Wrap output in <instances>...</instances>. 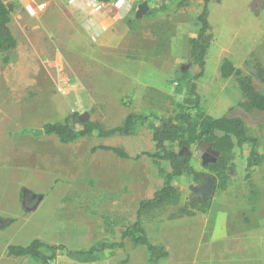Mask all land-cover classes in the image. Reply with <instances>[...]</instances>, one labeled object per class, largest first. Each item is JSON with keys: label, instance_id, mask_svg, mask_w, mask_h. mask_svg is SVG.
<instances>
[{"label": "rangeland", "instance_id": "374dc122", "mask_svg": "<svg viewBox=\"0 0 264 264\" xmlns=\"http://www.w3.org/2000/svg\"><path fill=\"white\" fill-rule=\"evenodd\" d=\"M4 1L16 8L10 28L17 47L5 53L7 63L0 53V68L13 77L0 86V134L4 136L0 138V223L7 225L0 229V264H43L10 258L7 253L9 246L28 247L36 240L71 252L121 243L123 232L137 222L140 203L163 188V176L144 153H156L152 134L161 119L175 118L189 105L188 87L181 78L186 73L196 75L199 69L190 59L188 43L172 60L176 71H166L162 64L170 58L169 38L179 27L188 23L198 33L203 0H186L184 8H178L176 0L170 12L163 9L161 14L142 18L140 29L131 33L123 50L106 49L109 52L96 55L90 54L92 40L86 46L80 26L57 17L52 20L40 0H25L24 8L16 0ZM263 5L264 0H210L209 22L217 42L209 51L204 76L197 81V93L212 117L243 120L256 145L235 149L236 167L228 188L213 191L206 214L178 216L179 208L203 197L205 184L192 175L175 180L182 195L180 204L159 208L142 220L151 244L170 254L168 260L155 264H244L238 255L224 252L226 238L233 241L225 233L258 232L264 237V112L247 111L235 80L223 79L220 73L223 61L233 63V56L236 67L251 76L254 87L264 95V83L257 78V67L264 69ZM140 46L149 53L136 56L133 48ZM142 56H146L145 64ZM154 89L167 95L157 96ZM75 113L79 117L90 114V122L105 130L124 126L130 115L148 120L130 136L100 138L95 132L70 145H62L55 136L36 134ZM99 146L122 148L130 158L94 153ZM252 150L262 160L248 176ZM192 154V167L198 172L216 158L209 146H194ZM162 167L170 171L168 163ZM124 244L138 248L132 255L134 263L149 264L146 247L135 246L131 240ZM139 252H146V258ZM66 258L62 264L80 262ZM254 261L264 264V254Z\"/></svg>", "mask_w": 264, "mask_h": 264}, {"label": "trees", "instance_id": "16d2710c", "mask_svg": "<svg viewBox=\"0 0 264 264\" xmlns=\"http://www.w3.org/2000/svg\"><path fill=\"white\" fill-rule=\"evenodd\" d=\"M99 1L109 2L110 0ZM167 1L170 4H174L176 0ZM176 3L178 8L186 6V0H180L179 2L177 0ZM209 3L210 0H203L202 10L197 16V23H199L197 36L188 40L190 59L199 69L196 75L191 76L186 73L181 78V81L186 82L188 87L189 98L186 100V103L189 105L183 109L184 112L176 115L175 118L161 119L160 124L153 129L152 134V141L156 144V153H144L145 156L154 160L160 175L163 176V188L156 192L153 198L140 203L137 222L123 232L122 242L97 244L87 252H71L67 251L63 246H49L36 240L28 247L9 246L7 253L10 258H30L43 264H49L59 254H65L80 261H89L92 257L87 258L84 257L85 255H92L94 257V254L99 251L104 252L105 250L122 248L126 240H131L135 246L141 245L146 247L150 254V263L155 264L167 259L169 253L163 247L151 244L147 232L142 225V220L145 216L159 208L178 206L180 204L182 195L180 190L174 185L175 180L186 175H192L195 181H203L205 185L210 180L213 185V191L216 189L226 190L228 188L231 174L236 167L234 164L235 149L242 148L247 143L256 145V140L250 138L248 127L240 118L227 116L214 118L209 115L203 108L201 98L197 93V81L204 76L208 51L213 42L212 28L209 22ZM15 10L14 4L0 0V53L4 56V63L8 62L5 53L17 47V40L10 28ZM153 14L154 12L151 10L146 17H150ZM133 21L134 23L138 22L135 19ZM220 73L223 79L233 78L235 80L236 86L245 100L244 106L247 111L264 112V95L254 87L251 76L236 68L227 59L223 61ZM257 78L264 83V69L259 66L257 67ZM153 93L161 96V92L155 89ZM180 107L183 106L180 105ZM147 120L148 117L146 116L130 115L126 119L124 126L105 130L97 123H79V114L75 113L63 122L45 125L36 134L55 136L62 145H70L80 139L91 137L95 132L98 133L100 138L116 135L130 136L138 124L145 123ZM78 126H80V129L77 128ZM194 146H210L212 151L217 154L215 160L205 165L201 172L196 171L192 167V148ZM92 151L94 153L98 151L110 152L123 160L130 158L124 149L117 147L99 146ZM140 158L141 156H138L136 160ZM261 160L262 157L252 150L251 157L247 161L248 176L261 163ZM164 162L169 164V172L162 167ZM211 201V196L207 198L206 202L201 197L195 202L193 201L189 205L179 208L178 216L195 217L198 213L206 214L211 208ZM172 217L174 219L176 215ZM6 226V224L0 223V229H5Z\"/></svg>", "mask_w": 264, "mask_h": 264}, {"label": "crops", "instance_id": "0c3cea01", "mask_svg": "<svg viewBox=\"0 0 264 264\" xmlns=\"http://www.w3.org/2000/svg\"><path fill=\"white\" fill-rule=\"evenodd\" d=\"M16 1L19 2L21 5H23V8L24 5L27 4L25 0H16ZM40 1L45 6H47L48 12L46 13V15L51 17L52 20L56 19L57 17L59 21H63V22L65 21L67 23H73L74 21L76 23L75 25L80 26L79 29L85 34L87 38L85 41L87 42L86 46L87 45L89 46L90 45L89 40H92V43L89 47L91 49L90 54L92 55L102 54L104 51L107 52L108 50L114 52L123 50L125 46H127L129 40H131V33L132 32L134 33L136 30L140 29V28L138 29V26L139 24H141L142 19L138 20L136 18V15L137 12L139 11V8L145 2H147L149 6L148 13L151 10H153L154 12V14L148 18L161 14L160 11H162L163 9L168 10V12H170L169 8H173V5L170 4L169 1L167 0H151V1L110 0L109 2H101L98 0V3L95 4H92L87 0H40ZM67 12L68 14H71L72 18L67 17L66 14ZM147 14L145 16H147ZM45 16H43V18ZM167 16L169 15L167 14ZM165 17L164 19L166 20ZM148 18H145L144 20ZM134 19L137 20L138 22L134 23L133 21ZM193 23H195V21ZM163 27L166 28L165 25ZM56 31L60 32L59 29H57ZM158 32L160 31L158 30ZM164 34L165 33L163 32L162 36ZM150 35L155 39L158 38L155 33ZM196 35L197 32H195L193 26H191L188 23H185L184 25L179 27L175 35L169 38L170 41L169 46H171V55L168 61L165 58V61L162 64L163 65L162 68L165 67L166 71L171 70L172 72H174L175 70V66H173V62L175 59L174 57L180 55L181 52L184 50V47L187 46L188 40L190 38L196 37ZM162 36L161 34L159 35V41L161 44L164 39V37L161 38ZM216 42L217 39L214 37L213 34V42L211 44L210 49ZM140 47H137V49H135V47L133 48V53L134 50H136V56H139L141 53H149V50L146 52L145 48L141 47L142 49H140ZM209 51H208L207 59L209 58ZM142 59H143L142 62L144 63L146 56H142ZM231 60L233 61L234 66L236 67V63L233 60V56L231 57ZM144 66L146 67V65ZM145 67L143 68L144 70L142 69L143 73H145ZM2 69L3 68H0V81H1L0 86L2 84L9 83V80L13 79V77H11L8 74V70H2ZM155 90L167 95V92L165 93L158 89ZM1 137H4L3 134H0V138ZM225 234L233 236L232 237L233 241H231L230 238L229 239L226 238L227 244L228 242L230 243L229 245H227L225 242V248L223 247L225 250L224 252L227 253V255L230 256L238 255V258L244 264H253L255 263L254 260L261 258L263 256L264 242L262 239L264 237L262 233L238 231V232H234L233 234H231V232H227ZM207 244L209 246H212L215 243L208 242ZM125 245L126 244H124L122 248L105 250L102 253V256L99 257L94 256L89 261H80L76 263H67V264H77V263L78 264H136L133 262L134 256L132 255L133 254L135 255L137 253L136 249L138 248H128ZM210 249L211 248H207V251L210 252ZM138 254L141 255L140 257L142 259L146 258L147 255L146 252H139ZM125 255L126 257L124 258ZM207 256H212V255L209 254ZM66 257L68 256L65 254H59L57 258L49 262V264H62L61 262L66 260L67 259ZM148 257L150 259V254L147 255V258ZM169 257L166 260H168ZM144 263L146 264L147 262ZM149 264L152 263L149 262Z\"/></svg>", "mask_w": 264, "mask_h": 264}, {"label": "water", "instance_id": "95a60500", "mask_svg": "<svg viewBox=\"0 0 264 264\" xmlns=\"http://www.w3.org/2000/svg\"><path fill=\"white\" fill-rule=\"evenodd\" d=\"M148 11H149V6H148V3L145 2L139 8V11L137 12L136 18L139 19V20L142 19L148 13ZM197 25H198V23H196V26ZM89 122H90V114L85 113L84 115L79 117V123L87 124ZM216 156H217V154H216ZM202 192H203V197L202 198H203L204 202H206L207 198L212 196V193H213V185H212V182L210 180L207 182V184L204 187H202Z\"/></svg>", "mask_w": 264, "mask_h": 264}, {"label": "built area", "instance_id": "2783aa9c", "mask_svg": "<svg viewBox=\"0 0 264 264\" xmlns=\"http://www.w3.org/2000/svg\"><path fill=\"white\" fill-rule=\"evenodd\" d=\"M87 1L92 3V4L98 3V0H87ZM176 86H178V84H176Z\"/></svg>", "mask_w": 264, "mask_h": 264}]
</instances>
